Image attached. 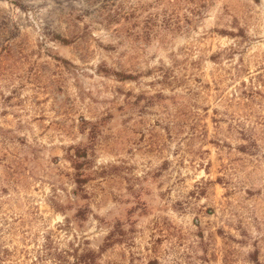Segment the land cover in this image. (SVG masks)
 Listing matches in <instances>:
<instances>
[{"label":"rangeland","instance_id":"obj_1","mask_svg":"<svg viewBox=\"0 0 264 264\" xmlns=\"http://www.w3.org/2000/svg\"><path fill=\"white\" fill-rule=\"evenodd\" d=\"M0 264H264V0H0Z\"/></svg>","mask_w":264,"mask_h":264},{"label":"trees","instance_id":"obj_2","mask_svg":"<svg viewBox=\"0 0 264 264\" xmlns=\"http://www.w3.org/2000/svg\"><path fill=\"white\" fill-rule=\"evenodd\" d=\"M63 42H67V40L64 39Z\"/></svg>","mask_w":264,"mask_h":264}]
</instances>
